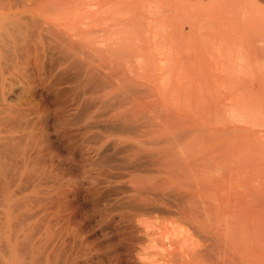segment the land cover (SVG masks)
<instances>
[{
    "label": "bare ground",
    "instance_id": "bare-ground-1",
    "mask_svg": "<svg viewBox=\"0 0 264 264\" xmlns=\"http://www.w3.org/2000/svg\"><path fill=\"white\" fill-rule=\"evenodd\" d=\"M66 1L0 0V264H190L196 257L212 254L209 251L212 246V250H217L216 253L219 255L220 247L217 241L210 242L212 238L216 240V237L211 236L209 239L211 246L209 249L206 247L207 252L209 251L207 253L205 248L202 250L201 244L198 242L197 245L194 244L198 241L197 239L194 241L195 234L189 236L190 238L186 236L187 223L183 222L185 227L182 225L184 230H181L184 232H179L183 234L182 237L178 238V235L175 237L178 241L172 236H176L177 232L174 234L176 229L180 230L183 224L181 220H190L200 231L206 229L204 223L206 219L203 218L208 211L203 207V201L206 200L203 198L213 191L229 192L233 184L246 172L244 160L234 164L232 158L226 159V152L230 151L231 137L234 135L231 132L219 135L203 130L196 117L182 118L176 114L163 117V113L158 116L152 109L151 112L158 116L157 118L154 116V119L153 116H149L150 111L145 116L146 110H141L139 105L142 104L137 103L135 104L140 108L138 110H135L138 107L130 106V109L128 107L120 111L122 107H118L119 102L118 106L115 105L118 108L114 106L105 110L107 107L105 109L103 107V111L102 106H97L99 103L95 104L99 97H94L97 95L96 88H99L98 81H95V89L92 87L93 79H99L101 82L105 78L100 80V77L98 79L93 77L97 74L99 76L100 73L96 72L98 69L96 66L99 64L94 65L96 68L91 66L94 62L97 64V61L90 59V47L95 46H90V40L92 37L97 39L94 36L97 34L95 32L89 35V15L86 16L84 6L76 4L77 1L76 3ZM240 1L236 0L235 3L238 4ZM100 13L102 11L98 12ZM118 15L115 14L114 19ZM82 17H87V25L78 21ZM114 21L112 20L115 25ZM107 22L108 25L112 24L110 20L103 22L104 27ZM138 23L142 25L143 21ZM119 27L114 28H118L119 31ZM110 29L104 33L115 32V29L113 31ZM128 31L129 35L134 31L131 35L137 39L138 35L134 34L136 30ZM100 32L102 34L103 31ZM118 35L116 38L119 40L118 43H121ZM238 35L239 39L244 37L249 48L248 40L255 36V32L248 36L241 33ZM113 37L115 39V36ZM138 39L140 40L139 37ZM232 41L223 39L220 44L223 47L226 45L225 42ZM128 42L130 41L126 44ZM120 43L114 44L117 46L115 48L119 49ZM138 43L140 50L141 44ZM148 45H144L149 47L148 50L145 48L147 53L152 49ZM225 48L230 49L227 46ZM107 50L106 54L111 55L103 56L111 58L115 54L114 50L113 54L109 52V48ZM139 53L141 51H138V55ZM115 55L113 58L117 57ZM228 56L233 60L231 54ZM106 58H103V62ZM120 58L127 61L125 67L129 58L123 59L120 56L116 58L117 61ZM137 60L136 58V64ZM140 60H143L141 57L139 62L146 63ZM148 60L151 61L150 58ZM242 60L243 57L240 62ZM108 61L112 68L113 64ZM117 61L115 65L119 67ZM122 61L120 66L124 63ZM255 61L258 60H251L246 55L243 62L251 64ZM103 62L101 66H104ZM107 62L105 68L108 67ZM128 66L133 71L130 62ZM118 67L114 69L117 70ZM124 67L122 66L123 69ZM108 68L107 75L104 74L106 81L111 71H108ZM102 69L99 70L104 73L105 69ZM128 72L125 75L118 72L119 77H126ZM118 73L116 72V77ZM111 74L113 75V73L109 75ZM130 75H133L132 72ZM124 77L118 78L119 83L117 78L110 77L117 81L111 84L118 86L121 81L124 83ZM135 77L140 79L137 75L134 79ZM128 81L127 86L133 88L128 85ZM100 82L98 86L103 88L104 85L101 87ZM108 82L103 81L104 84ZM132 82L134 83L130 81L129 84ZM111 84L108 86L112 88ZM121 86H118V89H124L123 91L120 89V92L127 94L124 91L127 89L126 86ZM134 87L136 90L137 84ZM148 87L142 89L147 91ZM101 90L99 89L100 92ZM150 91L149 88V93ZM130 92L128 98L132 95ZM151 92L154 94V91ZM37 93H44L47 100L36 99ZM117 93L111 95V100ZM122 94L120 97L123 99ZM117 97L119 98L118 95L114 97L111 104L120 101H115ZM138 97L140 96L137 95L136 99ZM132 101L134 103V100ZM106 102L102 105L109 106ZM128 104H125L126 107ZM145 104L141 107L145 108ZM147 108L146 105L145 109ZM139 116L143 118L140 123L142 128H139ZM213 172H222V175L213 178L210 176ZM208 196L209 201L212 196ZM210 200L215 202L213 199ZM218 205L216 211L212 207L215 214L219 213ZM172 217L176 219L173 220ZM164 218L171 219V222L166 219L169 225H172L170 230L167 228L169 226L163 230L162 227L167 225L163 226L161 223ZM215 227H218L217 230L211 227L207 235L213 234L214 230L224 233L219 225ZM193 229L192 231L197 233V230ZM217 233L215 232L219 236ZM187 238L188 240L193 238V243L187 245L192 247L190 250L186 246ZM181 242L183 245L186 243L184 247L179 245ZM146 244L152 246L150 249L153 251L150 252H155L153 256L147 253L151 257L149 262L146 260L148 255L144 252ZM166 244L169 247L172 244L171 251L174 255H176L174 245L178 244L176 249L179 247L177 249L179 257L177 255V258L172 257L170 249L165 248ZM254 248L248 250L252 252ZM256 251L259 252L257 248ZM252 254L250 257L253 259ZM212 255L210 257L215 259V252ZM207 257L204 256V259ZM251 258V262L245 264H251L254 260ZM246 259L245 257L243 261L248 260Z\"/></svg>",
    "mask_w": 264,
    "mask_h": 264
},
{
    "label": "rangeland",
    "instance_id": "rangeland-1",
    "mask_svg": "<svg viewBox=\"0 0 264 264\" xmlns=\"http://www.w3.org/2000/svg\"><path fill=\"white\" fill-rule=\"evenodd\" d=\"M18 1H22V0H18ZM68 1L69 2L72 1L73 3H76L77 1L76 4L84 6L85 10L87 11V15L85 14L86 11L84 15L86 16L89 15L88 16L89 21L87 20V17H82L78 21L85 25H87V21H88L89 23L88 29H90L88 30L89 35L90 33L94 34L95 32L97 34L94 35L96 36L97 39L91 36L92 39L93 38L94 39L93 40L91 39L92 41L90 40V46L92 45L97 46V44L100 43L99 46L97 47L95 46L93 48L90 47V51L92 52V54L90 52V59L91 60L95 59L97 61V64L96 62L94 63L92 62L93 65L91 64V66L98 64L100 66V67L96 66L98 68L96 72L97 71L100 72V73L97 72L99 73V76L97 73H95L97 75L93 77H95L96 79L100 77V80L103 77H105L103 80L104 83L110 80V82L108 83L111 84L112 82L114 84V82H117V81H113L115 80V78H117L119 83V79L124 77V76L119 77L120 73L118 72H122L125 75L130 70L128 72L129 74H127L128 77L127 76H126L127 78L124 77L125 80L124 83L129 80L128 85H131V87L133 88H135L134 85L136 84L138 86L136 87L137 89L135 90L133 88L128 87L127 82L125 85L123 81H121L123 86H121L122 84L120 83L118 84L119 87L126 86L127 89L129 88L128 89L129 92L131 90L134 91V92L132 91L130 92L132 95H130V97L128 98L129 92L125 88L126 90L124 91L127 92V94L125 93L127 96L125 98V94H122L123 92H120V89L123 91L124 88L118 89L119 88L118 86L111 84L113 88L112 89L110 86H108L109 85L108 83L107 85L104 84L102 80L101 83L99 79L94 80L92 78L93 88L96 85L95 81L100 82L101 87L104 85L103 88H100V86H98L99 83L97 82L98 84L97 87L99 88L98 89L96 88L97 91L95 90V92L97 93V95L94 96L95 98H97L98 96H99L98 98H100L99 102H98V98H97V102L95 100V104L99 103L97 106L99 107L102 106L101 107L102 109L103 107L104 109L105 107H107L105 109L107 110L108 107L113 108L115 105L118 106L120 102V105L118 107L119 108L120 106L122 108L125 107L123 109L121 108L120 111H124L128 107L130 109V106H132L133 108L138 107L135 110H138L140 108L141 110L142 109L146 110L144 112V115L146 114L145 116H147V112L150 111V114L148 112L149 116L150 115L153 117L155 116L156 118L159 116V114L162 113H163L162 115H164L163 117L170 116L171 114L173 115L176 114L182 118L196 117L198 119L200 127L203 130H209L219 135H223L231 132L234 135L232 136L231 134L232 137L230 136L232 139L230 145L231 148L230 151L228 150L226 152L227 153L226 159L230 160V158H232L231 161H234L235 162V163L233 162L234 164H236L238 161L241 162L242 160H244L247 168L245 170L246 172L242 174V177L238 182L233 184L229 192H225V193L219 192L220 194L216 191H213L216 192V194L210 192L208 194L210 195V197L212 196L210 199L214 200L217 198L216 200H214L215 202L212 201L213 202L212 203L210 199L208 201L209 198L208 195H206L203 198V200L204 199L207 200V201L206 200L203 201V207H206L208 209L207 210L204 208L206 211H208V213L206 212L205 214L207 215L206 217L208 218V220L207 218H205V215L203 218V220L206 219V221H204L206 229L200 231L198 227L194 226L190 222V220L188 219L184 221L181 220L182 221L181 223L184 222L187 224L186 225L184 223L181 224L180 230L176 229L174 232V234L177 232L176 236L175 235L172 236L173 239L178 241V239L175 237H177V235L179 236L178 238L182 237L183 234L180 233L184 232L182 230H184L185 226H186L185 230L188 229L187 231H185L186 234L192 233L193 232L192 230H194L193 228H195V230H197V233L196 231H194L193 234H189V235L187 234L186 236L192 237L191 235L195 234L193 236V238H195L194 241H196V239L198 241L194 242V244L198 242L199 244H201L202 250L205 248L206 252L210 248L209 246H211L210 242L217 241V244L219 245L218 247H220V249L218 250L219 255H217L216 253L217 250L215 249H214L215 251L212 250L213 246L209 250L210 253L212 254H214L215 252L216 255V257L214 256L215 259H213V257H210L212 254L209 255L207 254L208 257H210L212 260L209 258L210 260L209 261L207 259L208 258L207 255H203L202 257H196L197 261L196 258L192 259L190 264H211V263L212 264H219V263L245 264L246 262H251L250 254H252L253 251H255L257 254L253 253L251 255L254 259L253 260L251 258V260H253L251 264H264V255L262 254L264 253L263 250L264 249L263 247L264 246V0H256L257 2L253 0H241L240 3L238 4L235 3L236 0H67L66 2ZM120 6L122 9L120 8ZM110 9H113L114 11L113 10L111 11ZM101 11L102 13L98 14V12ZM103 14L105 15L102 16ZM115 14L116 15L120 14L121 16L119 15L118 16L121 18L117 16L116 19H114ZM131 19L133 22H134L133 19H136V21L134 23L133 22L131 23ZM109 20L110 22H112V20H115L114 21L116 22L115 25L113 24V22L112 24L110 23L108 25L107 22L106 24L107 28L104 27L105 26L104 23ZM138 21L140 22L143 21L144 25L143 24L140 25ZM131 24H134V26H132ZM114 27H119V31L118 28L116 29ZM108 28L109 30H111L110 28H112V31L115 29V32L113 31L112 34L109 31L111 35L108 34V32L104 33V31L108 30ZM131 28L133 30H136L134 34L138 35L137 39L136 36L131 35V33L134 32ZM101 30L103 31L102 34L104 35L101 34L100 32ZM128 30H130V32L131 31L133 32H131L129 35L127 34L129 33ZM227 30L229 31L226 32ZM252 32H255V36L253 35L251 38H249L248 43L250 44V47L248 48V46H246L244 37L239 39L238 34L239 33L247 34L248 36ZM99 33L101 34V36ZM106 34L109 35L108 38L106 37L107 36ZM117 34H119L118 37L120 41L121 40L124 41V42L121 41V43L119 42L120 43L119 49L121 48L120 50L118 48H115L117 47L115 45H119L118 43L119 40L118 38H116ZM113 36H115V39ZM111 37H113L112 38L113 40L110 39ZM126 37H128L129 39L127 38L128 39L127 40ZM138 37L140 38V40L138 39ZM223 39H225L226 41L233 40L231 43L225 42L226 45L224 44L225 46L230 47V49L228 48V50H225L226 49L225 46L224 45L223 47L221 46L220 42ZM115 40L117 41L115 42ZM110 41L113 42L112 43L113 45L115 44L114 45L115 49L112 48L113 45L110 43ZM127 41L130 42L126 44ZM103 42L104 44H102ZM138 42H140L141 44L140 50H139ZM130 43L131 44L134 43L135 46L131 45ZM142 43L146 46L148 45V43H150L148 46H151L152 48V49L150 48L151 51H148L147 53L149 47H144ZM101 44L105 46L103 47ZM108 48L110 49L109 50L110 53L113 54V50H114V53L116 55L113 54L111 58L110 57L106 58L105 56H103V55H109V56L111 55V54H106V51L108 53L107 50ZM145 48L147 50H145ZM92 49L95 52L92 51ZM138 51H141V53L145 51L144 53L146 54L144 58H142V55H144V53L140 56L141 53H139L138 55ZM223 51L225 53L227 51V54L225 53L222 54ZM96 52L98 56L95 57L94 55H97ZM230 54L231 56H233L231 57L233 60L229 59L230 57L228 55ZM114 55L115 57L117 56L116 57L117 59L120 56L123 57V59L129 58L130 66L132 67L133 71H131V68L128 66L129 62L126 63L127 67L129 68V70L127 71L126 65H125L126 68L124 67L125 62L127 61L126 60L122 61V59L120 58L119 61L121 60L122 63L124 62L122 64V66L124 67L123 69L122 66H120L121 61L119 62L117 61L116 58H113ZM146 55H149L148 57L150 58L151 61L152 60L153 61L152 62L149 61L148 60L149 58ZM246 55L249 59L258 60V61H255L251 64H244L243 61H245ZM97 57L99 59L101 58L102 60L99 59L97 60ZM102 57L106 58L107 61L110 60V63L112 64L116 59L117 64H119V67H121L122 71L118 66L115 65L116 61L115 64H113V67L111 68V64H109V61L107 62L106 59L104 60L105 62H107L109 68L108 67L105 68L104 66H106L105 65L106 63L103 62ZM139 57L143 59L140 61H145L146 63L143 64L144 62H139ZM242 57L244 60L240 62V59H242ZM136 58L138 59L137 64L135 61ZM133 60H134V66H132ZM102 62L104 63V66L103 65L101 66ZM148 63H150L151 66H149L150 64ZM94 67L93 70H95L96 68ZM116 67H118L117 70L114 69ZM100 68H103L102 70L105 69L104 73L103 71L99 70ZM107 68L108 71L109 70L111 71H109L107 76L108 79L106 81L105 75H107V71H106ZM113 70H115L119 74L118 77H116L117 74L116 72H113ZM131 72L134 76L137 75L140 79L138 78L136 79V77L134 79V76L130 75ZM110 73H113V75L112 74L109 75ZM101 74L103 75L105 74V75L101 76ZM113 76L115 78L110 79V77ZM132 76L133 78H131ZM141 77L143 78L142 80ZM130 81H134V83L132 82L131 84H129ZM140 86H142L141 89L139 88ZM108 87H110L111 89ZM144 87H146V89L148 87L147 90L148 92L145 91L146 89L145 90L142 89ZM149 88L151 91H154V94H152L151 91H150L151 94L149 93ZM99 89L100 90L103 89V90H101L100 92ZM117 89L119 90L120 93L116 92L118 91ZM113 93H117L114 94V97H116L117 95L119 96V98L117 97L115 101L120 100L118 102H115L114 105L111 104L114 102V97L113 100H111L112 99L111 95ZM121 94L124 95L123 99L121 98L122 97ZM101 95L102 97H104L105 95V97L102 98L100 97ZM108 95L109 97H107ZM137 95L140 96L138 97V99H136ZM36 97H38L36 99L47 100V97L44 93H39V94L37 93ZM106 98H107V102H106ZM130 98L132 99L130 100ZM132 100H134V103H132L133 102ZM155 100H157V102ZM104 101L106 102V104L109 103L108 104L109 106L107 105L103 106L102 104L103 103L105 104ZM135 103H137L138 105L139 104L142 105H139L140 106L139 108V106H137ZM153 103H155L156 105ZM121 104L122 105L128 104V106L127 107L126 105L122 106ZM144 104H145V108L147 105L148 107L147 109L141 107ZM116 106L114 108H118ZM159 108L161 109V112H159L160 110ZM152 109L154 112L158 114V116L156 113L154 114L153 111H152L153 113L151 112ZM154 109L157 111H155ZM151 113L154 115H152ZM139 117L141 119V116ZM140 119H138L140 121L139 128H142L140 123L143 118L141 120ZM227 173L225 175L228 178L229 176ZM213 174L215 175L213 176ZM221 175L222 172H218V173L213 172L212 174L210 173V176H212L213 178L221 177ZM216 195L219 197H216ZM216 202H218L219 205L218 203L216 204ZM204 204H208V206L210 204L211 207L209 206L210 207L209 208L207 205L204 206ZM212 204L219 206L218 207L219 210H217L219 211V213L218 212H216V214L214 213L216 211V206L214 207ZM212 207L215 208V211H213L214 209ZM209 210L212 211L210 212ZM212 212L213 215H211ZM212 217H214L215 220H213L214 218ZM166 219L169 220L168 218ZM166 219L165 218L162 219L163 221L165 220V223H163V221L160 220L162 221L161 223L163 224V226L164 224H167L164 227L161 226L162 228H164L163 229L164 231L166 230L165 229L166 226H169L167 227L168 230L172 228V225L171 226L169 225L170 224L169 221L171 219L169 221H166ZM172 219L175 220L176 218L172 217ZM209 219H211V222ZM182 225L185 226L182 228ZM214 225L215 226L219 225L220 230L221 228H223V230L221 231H223L224 233L222 234V232L215 231L217 230L218 227H215ZM210 228L211 229L216 228L213 231L214 235L213 234L207 235L209 233ZM224 228L226 230L228 229L227 232L226 230H224ZM215 232L216 233L218 232L219 234L218 233L217 234L219 236H217ZM199 235H200V239H199ZM211 236L216 237L215 238L216 240H214L213 238L212 240ZM193 238L189 240L187 238L186 243L187 242L188 243L187 244L185 243L186 246L193 243L192 242ZM202 239L204 242L202 241ZM209 239H211V241ZM172 242L173 241H171V243ZM256 242L260 245L257 246L258 244ZM248 244L252 246L250 247V245ZM147 245L149 244H146L145 247L146 249L144 251L145 254L146 255L149 254L150 256L151 255L153 256L155 252H150L153 250L155 251L153 243H152L153 250H151L152 246L149 245V247H147ZM167 245L168 244H166L165 248L170 249V251L169 250L168 251L169 253L170 252L172 253L173 251L171 250L173 249V246L169 247ZM177 245L178 244L174 245L175 246L174 249L176 250L175 252L176 255L177 253H179L177 252L179 251L177 250L179 247L176 249ZM179 245L182 246L183 243L181 242ZM190 247L191 246L189 247L187 246L189 250ZM206 247H208V249H206ZM252 247L253 248L255 247L254 248L255 250L252 249L253 251L250 252L251 250L248 249L249 248L251 249ZM147 248L149 250H147ZM256 248L259 252L256 251ZM209 251L207 253H209ZM149 255L147 256L148 259H146L145 256L147 262H149L151 259ZM171 255L172 257L174 256L177 258V256L180 254L176 256L172 253ZM204 256L207 257L206 258L207 260L204 259ZM247 256L250 258H248ZM245 257L249 261L247 259H246L247 261H243L245 260Z\"/></svg>",
    "mask_w": 264,
    "mask_h": 264
}]
</instances>
